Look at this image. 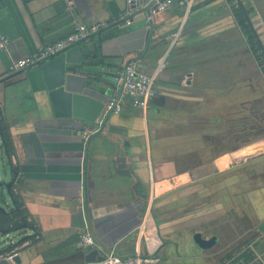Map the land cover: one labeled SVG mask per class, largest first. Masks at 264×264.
<instances>
[{
	"label": "crops",
	"instance_id": "0c3cea01",
	"mask_svg": "<svg viewBox=\"0 0 264 264\" xmlns=\"http://www.w3.org/2000/svg\"><path fill=\"white\" fill-rule=\"evenodd\" d=\"M149 2L156 0H0V139L3 127L10 150L0 147L32 223L15 231L28 235L20 242L0 235V264H90L107 253L81 239L88 223L79 121L44 110L37 65L8 70L77 24L103 23L79 42L86 64L76 85L102 72L115 83L116 71L138 55L155 77L147 107L122 101L112 132L89 147L88 211L107 247L151 257L143 264H222L214 249L225 213L241 206L264 218V133L243 122L264 113V76L235 10L263 47L264 0H172L147 15ZM223 157L230 158L220 165ZM195 230L215 233V246L199 248Z\"/></svg>",
	"mask_w": 264,
	"mask_h": 264
},
{
	"label": "water",
	"instance_id": "95a60500",
	"mask_svg": "<svg viewBox=\"0 0 264 264\" xmlns=\"http://www.w3.org/2000/svg\"><path fill=\"white\" fill-rule=\"evenodd\" d=\"M153 3V2H152ZM152 3L149 2L144 7L147 15L150 14V8ZM148 39L145 51L148 48L150 36L152 33V18H148ZM93 34V33H92ZM91 34V35H92ZM90 37L81 39L73 46L67 48L66 50L60 52L59 54L46 58L41 61H37L30 66L37 65L36 71V82L38 84V92L42 97L43 108L47 109L57 117H72L79 121V131L78 134L86 133L85 139H82L83 149H84V196L83 200L85 203L86 217L88 223V232L92 237L94 243L100 245L107 253L111 251L109 247L100 238L95 227L90 219L88 206L89 199L86 187V172L88 163V151L91 143L101 136L103 133L110 134V130L115 126L113 121V108L116 101L119 99L122 92V84L117 88L116 82L114 83L110 77L105 76L102 73H92V75L85 78V82L76 85L74 79L77 76V72L85 68L86 60L79 46V42L87 40ZM141 55L134 56L124 62L126 65L131 60H139ZM137 62V61H136ZM137 69L140 72L151 74L146 69L142 68L140 64L137 63ZM98 77L100 80L93 78ZM17 83V82H13ZM117 88L116 94L114 95V103L108 106L110 98H112L115 90ZM245 122L244 126L246 129L251 128L255 124H260L263 122L262 112L251 113L250 115L244 116ZM253 128V127H252ZM83 136V135H82ZM0 143L3 144L2 138ZM5 149V148H4ZM5 157L1 159L0 165V213L8 214V209L6 205L11 203L14 208L16 207L15 199L12 191V184L14 179L7 176L5 164L9 167V170L15 175L16 170H13L11 158L8 153H4ZM223 159H225L223 157ZM11 175V174H10ZM31 225L22 223L10 231L0 227V235H6L9 232L20 231L25 228H31ZM260 230H264V219L258 224ZM28 235H23L18 242L27 238ZM192 241L199 248H209L216 242V236L211 235L210 237H204L201 231H193L191 235Z\"/></svg>",
	"mask_w": 264,
	"mask_h": 264
},
{
	"label": "built area",
	"instance_id": "2783aa9c",
	"mask_svg": "<svg viewBox=\"0 0 264 264\" xmlns=\"http://www.w3.org/2000/svg\"><path fill=\"white\" fill-rule=\"evenodd\" d=\"M171 2L172 0H156L155 4L150 8V13L154 14L157 11L164 9ZM126 14L127 16H130L131 11L127 10ZM126 22H130V18H127ZM102 25L103 23H92L89 25L77 24L74 29L65 36L50 43L40 45L33 54L15 59L9 65L8 70L9 72H12L23 69L37 61L53 57L73 46L81 39L91 35ZM1 41L2 45H4V43L7 42V38L5 36H1ZM262 52L264 55V46L262 47ZM114 79L117 88L122 84V92L114 105L113 113H117L121 110V102L124 100H127L132 106L145 109L150 101V98L156 94L154 75L138 71L137 62L135 60L129 61L126 65H123L120 69H118L114 75ZM113 103L114 97L110 98L108 106ZM81 239L85 243L94 244V241L88 231L82 234ZM10 242L14 243V240L11 239ZM149 260H151V257L142 255L138 252L121 257L111 250L106 253L105 257L100 261L90 264H143Z\"/></svg>",
	"mask_w": 264,
	"mask_h": 264
},
{
	"label": "rangeland",
	"instance_id": "374dc122",
	"mask_svg": "<svg viewBox=\"0 0 264 264\" xmlns=\"http://www.w3.org/2000/svg\"><path fill=\"white\" fill-rule=\"evenodd\" d=\"M2 157H5V155L0 147V165ZM224 158L225 159L220 158L217 162L220 163V165H224L230 157ZM5 168L7 176H10L11 171L9 170V167H7V164H5ZM10 205L12 204L10 203ZM239 207V210L234 211L233 209H230L225 213V227H221L218 232L220 239H223V241H221L217 247L214 245V250L219 249L220 251L218 253L219 255H222L220 256L221 258H218L216 254V257L222 264H264L263 230H260L255 225L251 226L250 220L245 219L244 216H242L244 214L242 213V210L244 209L241 206ZM240 216H242V218H240ZM258 221L259 220H256L255 224L258 223ZM207 230L208 232H211L212 229L209 228ZM7 235L9 237L14 236L17 240L20 238L19 232L15 231L9 232ZM8 236L4 235L3 238H1L5 242H10ZM250 250H252V256L251 258H248L249 256L246 252H249ZM223 253H225L224 257ZM216 257L212 260H217Z\"/></svg>",
	"mask_w": 264,
	"mask_h": 264
},
{
	"label": "trees",
	"instance_id": "16d2710c",
	"mask_svg": "<svg viewBox=\"0 0 264 264\" xmlns=\"http://www.w3.org/2000/svg\"><path fill=\"white\" fill-rule=\"evenodd\" d=\"M235 10H236V17L241 24L242 30L247 35V39L249 41L251 51H252L258 65L260 67V70L262 71V74L264 76V55L262 52V45H261L259 39L256 37V34L251 31L249 25L245 22V17H244L243 12L238 10V9H235ZM1 130H2V134L4 136L3 137L4 138L3 145H4L5 149L7 151H9L10 150V141L6 135L7 132H5L3 127ZM13 170L15 171L16 169L13 168ZM13 196H14L17 208L13 209L11 211V213L8 215L0 213V227L3 229L9 230V231L12 228L17 227L18 225H20L22 223H26L27 225L32 224L31 221H29L27 219V214H26V210H25L23 203L17 199L16 195L13 194ZM246 254L249 256L248 258H251L252 250H250L249 252H246Z\"/></svg>",
	"mask_w": 264,
	"mask_h": 264
},
{
	"label": "flooded vegetation",
	"instance_id": "af4514ba",
	"mask_svg": "<svg viewBox=\"0 0 264 264\" xmlns=\"http://www.w3.org/2000/svg\"><path fill=\"white\" fill-rule=\"evenodd\" d=\"M262 117L264 118V113H262ZM245 120H247V119H245V118H243V122H245ZM262 122L260 123V124H255L254 126H252L253 128H257L258 130L257 131H259V132H263L264 133V128H262ZM254 131H255V129H254ZM256 132V131H255ZM251 133L253 134V132L251 131ZM247 135H249V134H247ZM258 146H252V147H250V152L253 150V149H255V148H257ZM264 155V154H263ZM242 213H244L242 216H244V218L245 219H248V220H250V222H251V226H253V225H255V226H257L258 227V224L261 222V221H259L258 223H256L255 224V221L257 220L256 219V217L254 216V213L251 211H246V210H242ZM211 216V215H210ZM242 216H240V218H242ZM206 217H209V215H205V218ZM204 219V218H203ZM264 219V218H263ZM262 219V220H263ZM250 229V228H249ZM196 231V230H195ZM197 231H199V230H197ZM203 235V234H202ZM211 235H215L216 236V242H217V235L215 234V233H213V234H211ZM211 235H208V236H204V237H210ZM215 242V243H216ZM253 249H255V248H253ZM224 254L225 253H223V257H224Z\"/></svg>",
	"mask_w": 264,
	"mask_h": 264
},
{
	"label": "bare ground",
	"instance_id": "6f19581e",
	"mask_svg": "<svg viewBox=\"0 0 264 264\" xmlns=\"http://www.w3.org/2000/svg\"><path fill=\"white\" fill-rule=\"evenodd\" d=\"M256 149V148H255ZM255 149H253L252 151H254Z\"/></svg>",
	"mask_w": 264,
	"mask_h": 264
}]
</instances>
